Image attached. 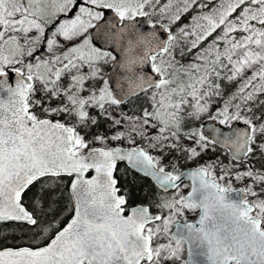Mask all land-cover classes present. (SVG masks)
I'll use <instances>...</instances> for the list:
<instances>
[{
    "label": "snow or ice",
    "instance_id": "1",
    "mask_svg": "<svg viewBox=\"0 0 264 264\" xmlns=\"http://www.w3.org/2000/svg\"><path fill=\"white\" fill-rule=\"evenodd\" d=\"M262 97L264 0H0V264H264Z\"/></svg>",
    "mask_w": 264,
    "mask_h": 264
},
{
    "label": "trees",
    "instance_id": "2",
    "mask_svg": "<svg viewBox=\"0 0 264 264\" xmlns=\"http://www.w3.org/2000/svg\"><path fill=\"white\" fill-rule=\"evenodd\" d=\"M164 0H161L163 2ZM195 14V11L189 12L188 14L184 15L181 20L176 24L173 25V31H176L177 28L189 23L190 18L192 15ZM166 22V21H165ZM211 39V38H210ZM179 58V57H178ZM192 60V54H188L185 57H183L184 63H189ZM235 90V85H228L225 88L226 94L230 91ZM264 98V97H262ZM218 105H214L215 108ZM93 131H99L111 134L112 131H115L114 129H109L107 124H102L99 129H94ZM216 155H221V159L225 164H228L230 162V158L227 155H222L221 153H213L212 151H209L205 155H203L200 158V162L203 163L205 161H209L213 159ZM168 159H171V157L167 158L165 160V163L168 162ZM255 163L256 168L261 167V162L259 161V158H257L256 161L251 162ZM181 165L182 169H188L192 168L195 165L192 163L185 164L183 160L181 159ZM119 168H123L124 165H119ZM244 166L240 165L238 168L242 170ZM120 173L117 172V176H119ZM129 180H131V177H129ZM133 192H134V201H130V203H149L150 200L158 198L159 196L165 195V193L160 192L158 189L155 188V186L152 184V182L145 178H139L138 181L132 185ZM35 191V189H33ZM171 194V193H170ZM167 194V195H170ZM32 196V193H28V195L25 197L26 201L30 200ZM67 198L65 197L57 206V211L61 213L63 216V220L66 221L70 218L71 213L67 211ZM155 211V209H153ZM34 229L29 230V226L23 225V224H15V223H9V224H0V247L8 246V247H16V246H22V245H32L33 235H34Z\"/></svg>",
    "mask_w": 264,
    "mask_h": 264
},
{
    "label": "rangeland",
    "instance_id": "3",
    "mask_svg": "<svg viewBox=\"0 0 264 264\" xmlns=\"http://www.w3.org/2000/svg\"><path fill=\"white\" fill-rule=\"evenodd\" d=\"M161 1V0H160ZM167 2V0H164L163 2H161V5H163V4H165ZM158 18V17H157ZM234 170H240V168H236V169H234ZM242 170H243V168H242ZM248 183H250V181H248V180H245V181H242V182H236V181H234V186L235 187H244L246 184H248ZM187 192V189H184V194ZM171 195V194H170ZM188 215V219L189 220H193V219H195V215H193V214H191V213H189V214H187ZM197 215V214H196Z\"/></svg>",
    "mask_w": 264,
    "mask_h": 264
},
{
    "label": "water",
    "instance_id": "4",
    "mask_svg": "<svg viewBox=\"0 0 264 264\" xmlns=\"http://www.w3.org/2000/svg\"><path fill=\"white\" fill-rule=\"evenodd\" d=\"M139 19V18H138ZM214 126V122H207V128H211V127H213ZM120 165H124L123 163H121ZM184 170H187V169H184ZM187 182V181H186ZM238 188H241V187H238ZM169 193H171V192H169ZM9 223H15V224H18L17 222H7V223H5V224H9ZM20 224H22V223H20ZM24 225V224H23Z\"/></svg>",
    "mask_w": 264,
    "mask_h": 264
},
{
    "label": "flooded vegetation",
    "instance_id": "5",
    "mask_svg": "<svg viewBox=\"0 0 264 264\" xmlns=\"http://www.w3.org/2000/svg\"><path fill=\"white\" fill-rule=\"evenodd\" d=\"M233 184H234V181H233ZM233 187H235V186L233 185ZM235 188H238V187H235ZM187 191H188V189H187ZM186 193H187V192H186ZM186 193H185V194H186ZM197 215H198V213H197ZM195 218H196V217H195ZM193 220H194V219H193Z\"/></svg>",
    "mask_w": 264,
    "mask_h": 264
}]
</instances>
